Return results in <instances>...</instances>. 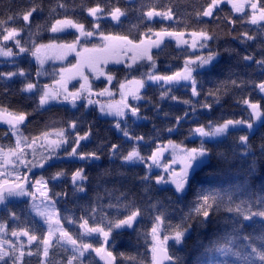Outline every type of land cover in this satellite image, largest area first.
I'll list each match as a JSON object with an SVG mask.
<instances>
[{
	"label": "trees",
	"instance_id": "1",
	"mask_svg": "<svg viewBox=\"0 0 264 264\" xmlns=\"http://www.w3.org/2000/svg\"><path fill=\"white\" fill-rule=\"evenodd\" d=\"M97 3L104 6L106 11L118 6L126 10L127 15L120 18V23L105 18L94 21L86 9ZM207 3L208 0H0V20L7 21L9 16L23 12L33 5L38 9L28 24L22 20L10 22L11 26L23 28L18 39L28 51L11 60L0 59V72L23 69L28 80L38 83L40 89V84L48 82L46 80L40 83L38 80V66L31 51L40 45L67 44L77 38L75 33H52L49 29L56 19L78 21L87 30H94L93 25L99 23L100 32L127 36L136 44L148 38L145 33L149 28L153 32L165 30L183 35L205 31L213 37L206 43L203 53L206 56L216 53L215 63L209 67L210 71L206 68L193 75L199 95L193 96L192 87L183 84L148 85L141 94V101L131 103L139 108L138 115L141 118L128 117L119 122L122 127L126 125L133 136L143 137L138 142L128 139L116 128L117 120L102 117L96 109H86L83 105L74 109L65 104L39 107L37 92L21 91L28 82L24 78L0 80V106L11 112L28 113L25 124L20 128L26 139L35 140L48 133L64 130L68 146L59 154L64 157L69 156L68 152L75 146L77 134L88 133V138L80 141L77 151L95 152L100 157L86 161L55 162L42 171L43 178L49 182L50 197L55 202L61 223L69 235L77 239L78 243H91L94 247H99V240L82 234L77 223L80 217H91L90 209H95L96 216L89 220V224L104 227L107 222L99 223L101 216H115L116 209L109 208L108 205L115 203L118 198L142 209V216L133 229L114 230L109 237L108 251L112 252L116 264H154V244L150 228L158 211H162L165 216L162 235L172 231L169 224L187 227L183 242L172 243L167 248L171 256L178 258L177 264H241L237 257L225 256L218 249L231 247L233 251L240 249L246 253L251 251L247 245L260 248L264 243L257 239L264 236V217L252 216L245 220L238 210V206L245 212L249 209L253 212L264 210V116L252 130L238 126L221 140L194 138V129L197 127L208 130L228 119L250 118V110L246 111L247 106L240 102L242 98L259 102L264 108V99H261L264 93L253 86L254 83L264 81V69L253 61L243 59L245 55H252L259 60L264 55V29L261 28L264 23L252 25L246 22L242 16H250V12L235 13L227 3L219 5L212 17L199 16ZM59 4L64 7H59ZM153 6L157 10H170L172 18L148 21L142 13ZM244 32H250L255 39L241 43ZM53 37L59 39L54 41ZM7 46L12 47L14 53L19 52L13 43ZM151 56L155 61L156 74L173 75L181 72L186 62L196 55L189 48L168 39ZM53 69L56 70L55 67ZM151 70L149 64L122 71L120 81L145 80L146 74ZM165 89L168 90V95L161 99ZM172 96L177 99L172 100ZM184 101L190 103L186 104ZM205 104L210 107H203ZM73 122L76 123V128L72 130L70 125ZM241 135L249 136L250 149L240 143ZM202 141L209 150L207 162L191 174L183 194L175 193L173 187L157 186L154 181L149 191L145 192V185L141 180V177L148 174L145 163L125 164L122 159L133 146L148 161L153 152L167 144L174 143L191 149L199 148ZM13 143L10 129L0 127V145L9 149L13 148ZM113 144L118 146L116 156L111 151ZM80 168L86 176L83 182L85 191L75 192L71 175ZM59 171H63L65 176L51 180L50 177ZM56 193L65 195L56 196ZM204 197H208L212 205L207 220L195 212V208L203 203ZM157 201L160 203L153 209L151 205ZM11 213H15L18 220H11ZM65 216L73 217V222L64 220ZM0 220L7 221L9 233L13 228L33 230L37 241L24 250L22 264H42L43 246L40 245L38 252V244L42 236L46 237V228L32 215L29 203L23 201L7 204L0 210ZM29 251L31 255L28 254ZM70 255L68 248L55 243L47 262L67 264ZM81 259L83 264H102L95 255ZM73 263L78 264L76 261ZM254 264L260 262L256 260Z\"/></svg>",
	"mask_w": 264,
	"mask_h": 264
},
{
	"label": "snow or ice",
	"instance_id": "2",
	"mask_svg": "<svg viewBox=\"0 0 264 264\" xmlns=\"http://www.w3.org/2000/svg\"><path fill=\"white\" fill-rule=\"evenodd\" d=\"M224 0H208L206 7L202 8L199 12V16L201 17H212L214 10L219 7ZM231 3L232 10L235 13H245V9L250 8L252 10V14L242 16L246 22L257 25L261 22H264V0H228ZM59 7H64L63 4H59ZM38 11L37 7L34 5L32 7L27 8L25 11L17 13L13 16H9L7 21L0 20V57L12 58L18 54H23L28 49L22 45L21 40L18 39L20 37L23 28H18L15 26H11L10 22H15L16 20H22L25 24H28L31 20V17L34 12ZM89 16L93 17L94 21H99L101 18L110 17L112 21L116 23H120V18L122 16L127 15L126 10L121 9L118 6L111 7L107 11L104 6H101L97 3L95 6L88 7L86 9ZM256 13H259L257 15ZM143 17H146L148 21L154 19V17H160V19H171L172 14L170 10H157L155 6L149 8L147 11L142 13ZM66 28H73L75 29L80 35L71 43H50L48 45H40L36 47L34 51H31V55L36 58L37 63L43 68L45 60L51 59H65L69 54L75 53L78 60L76 64H73L71 68H61L60 69V78L56 81L58 87H52L48 84H45L42 89L39 88L38 83H33L28 80L26 72L23 69H18L17 71H7V72H0V80H12L14 77H21L24 78L26 81L24 86L21 88L22 92L26 93H33L34 91L37 92L39 95V107H43L49 105L52 101H62L61 102H69L72 104L73 107L76 106V101L81 97L87 94V97L93 95V88L92 85L89 83V78L87 75L84 74L82 71L83 68H87L90 72L93 73L95 79H100L104 77L107 82L111 83L113 80V75L111 74L112 70L105 71V68L109 63L114 64H124V66L128 69H131L133 65L137 64L138 61L146 60L149 62L150 67L155 69V61L153 57L149 54V50L151 47H158L160 43V37L162 36H169V37H176L178 38V44H187V40L180 39L183 36V33L179 32H169L165 30H161L159 32H153L151 28L148 29V32L145 33L148 36V41L141 40L139 44L134 43L132 40L128 39L127 36L123 35H115V34H106L99 31L100 25L99 23H95L93 25L94 30H87L84 24L79 23L78 21H74L72 19H56L55 23L51 25L50 31L52 33H60L63 32ZM261 28L264 29V24H261ZM99 35L100 39L104 42L100 45H93L92 47H87L81 44L80 38L83 37L85 41L93 38L94 36ZM152 35L156 36V40H152ZM192 37L197 39H193L192 47H207L205 41L213 39L205 31H194L191 33ZM59 37H53V40H58ZM255 37L250 34V32H244L241 36V43H244L247 40H253ZM8 41H12L15 47L19 50L18 53L13 52V48L7 46ZM119 42L123 44L125 47L121 49V55L116 54L115 43ZM80 45V47H78ZM41 49H47L44 53L41 52ZM226 51H228L226 49ZM131 52L132 55L129 57L130 63L128 60L122 59L121 56L125 53ZM216 53L209 54L206 57H197L198 67L205 68V66L212 65V62L216 59ZM245 61H253L257 65L261 66L264 69V55H262L261 59L257 60L252 55H245L243 57ZM190 62H186L185 68L181 72H176L173 75H159L155 72L147 73V79L153 82H160L164 81L165 84H172V83H179L180 81H191L192 87V95L197 96L199 92L196 86V80L193 77L192 73L195 69L188 67L187 64ZM211 70L210 68L208 69ZM67 73V75H65ZM41 73L37 72L39 76ZM82 81L79 84V89L75 91L68 90V83L71 80L77 79ZM236 83V81H233ZM127 85H133L134 87H128ZM145 86V80L141 79H132L127 80L126 83L120 84V95L121 99L118 102L112 104H101L100 105V112L105 115H115L117 117L123 118L127 112H130L132 117L140 119L138 113L139 108L135 105H130L127 103V98L129 96L132 97L133 100H140L142 99L140 90ZM255 88H258L261 93H264V81L259 82L258 84L254 83L253 85ZM105 93L108 95H112V93L108 90V88H104L103 91L96 92L95 95L103 96ZM168 95V90L162 93L161 99H164ZM172 100H176L177 97L172 96L170 97ZM264 99V97H261ZM241 103L246 105V111L250 110L248 119L242 120H233L228 119L221 124H217L214 127H211L210 130H206L205 127H197L194 129V132L201 137H221L228 133L230 128L235 127H246L249 130H252L254 127L253 121H259L262 116H264V108L261 107L259 102H253L249 99L242 98ZM88 104H93L94 101L90 98L87 100ZM184 103H190V101H184ZM203 107H210V105H203ZM28 116L26 112H11L7 108L0 106V121L8 124L9 127L12 129L13 135L18 136L17 144L14 148H10V151L5 153L0 151V159H3L4 165L7 166L8 164H15L17 161L19 164H24L26 167L30 164L29 171L32 168L39 166L40 168H44V165L48 163V161H54L57 157L54 155L56 149H59L63 144L67 143L66 139V132L64 130H60L56 133V136L59 138L58 140H52L49 142L50 144V151L49 155L42 157L41 162L33 163V162H25L23 149L20 147V139H19V125L23 124ZM179 123V118L177 120ZM116 128L123 132V135L128 139H134L137 142L142 140L143 137H136L129 133L127 126L121 125L118 121L116 123ZM71 128H76V123L73 122L70 125ZM172 131V129H169ZM88 138V133L83 135L77 134L76 140L74 141L73 147H71L68 155L74 158H77L81 161H86L90 159H99L100 157L95 152L85 153V152H78L77 149L80 145V141L86 140ZM239 141L242 145L245 146L246 149H250V145L248 143L249 136L248 135H241L239 136ZM34 143V142H33ZM31 147V144H29ZM175 147V146H173ZM19 149V152L17 151ZM118 146L113 144L111 146V151L113 156H116ZM67 151V150H66ZM209 150L204 146L203 141L201 142V146L199 148H191V149H181L179 155L181 160V170L178 179H169L163 175L156 174L154 176L146 174L141 177V180L144 182V191L148 192L149 188L152 186V181H154L155 185L163 186L171 183L174 185L175 193L183 194L186 186L188 184L189 177L192 173H195L197 169L202 167L207 162ZM16 157V161H12L10 157ZM122 159L125 164H134L137 162L145 163L147 165L146 159L144 156L141 155L139 150L133 146L132 149L126 154L122 156ZM154 164H158V153L153 152L151 156L148 158ZM52 166V165H49ZM165 171H168V168L165 167ZM10 173L6 170L0 171V177H5L4 179H0V205H6L8 198L12 196L16 197H23V196H33L35 198V194L31 193L27 190L25 186V182L27 177H20L19 175L12 181H9L6 177H8ZM175 175V173H173ZM65 173L63 171L56 172L53 176L50 177L51 180H57L61 177H64ZM86 180V176L84 175L83 169H77L71 175V181L73 184V188L75 192H84V181ZM36 185H40L41 188L38 189L40 192V196L44 198L42 201L43 209H39L37 205H33L34 208L38 209L37 214L44 218L45 223L48 225V232L47 236H42L39 240L38 244V252L39 247L42 245V253L44 257L49 256V247L52 244L53 236L59 232L60 236L57 238V243L60 240H64L65 243L71 244V255L67 260V264H73L74 261L78 262V264H83V260L81 258L85 257V253L89 250L91 252L100 255L101 253L105 252L103 246L94 247L91 243H84V242H77V239H74L69 232L66 231L61 226V217L58 215L55 205L52 203L51 198L49 197V190H48V183L44 180L43 176L40 179L35 181ZM56 196H63L64 193H56ZM47 201V203H44ZM160 202L157 201L155 204H152L151 207L153 209L157 208V205ZM109 208H115L116 213L115 216L109 218V216H101L99 223L104 224L106 221L107 223L104 224V227L101 226H90L89 220L93 219L96 216V210L90 209L92 212V216H83L79 218L77 223L79 227L85 231V234L91 233H98L103 236L104 242L107 243L109 237L111 236L112 232L117 229H133L136 224H138V218L142 216V209L136 207L134 204L130 202H122L119 198L115 203H109ZM212 205L209 203V198L204 197L203 203L195 208V212L201 214L205 220L209 217L210 209ZM123 209V212L121 210ZM232 209H229L231 211ZM238 210L242 212L244 215V219H250L252 216H260L264 217V210L261 211H251L249 209L245 212L243 209ZM103 209L101 208V212ZM10 219L13 221L18 220V217L15 213L10 214ZM64 220L68 221L69 223L73 222V217L65 216L63 217ZM165 216L162 211H158L153 219V223L150 228L152 240L154 242L153 246V253L159 252L160 258L164 260H169L170 264H177L178 258H175L168 254L167 242L169 239L174 240L175 244H181L183 242V238L187 232V227L182 225H168L172 231L167 234L163 235L162 241L160 240V229L161 226L164 225ZM203 223V221H202ZM7 231V221L0 220V264H22V257L25 255L24 252V243L19 241L21 236L27 237L28 244H31L33 241H37V236L33 233L32 229L25 228L23 230H17L13 228L10 231V235L12 237L17 238V242L14 243L9 240H5L4 236L8 235ZM245 239H247L245 237ZM258 240L264 242V236L257 237ZM158 242V245H157ZM7 244L9 250H5L4 245ZM18 245V247H17ZM246 247L250 248V252H244L243 250L237 249L235 251L232 250L231 247L218 249L221 251L225 256L231 255L237 257L241 264H254V261L258 260L260 264H264V243L261 244L260 248H257L253 245H247ZM18 252V255H17ZM31 255V251L28 252ZM107 257H112V252L106 253ZM104 258V257H101ZM156 256L154 255V260ZM45 264H48L46 261Z\"/></svg>",
	"mask_w": 264,
	"mask_h": 264
},
{
	"label": "rangeland",
	"instance_id": "3",
	"mask_svg": "<svg viewBox=\"0 0 264 264\" xmlns=\"http://www.w3.org/2000/svg\"><path fill=\"white\" fill-rule=\"evenodd\" d=\"M228 4L230 7L231 3L228 2V0H226L225 2L221 3V4ZM220 4V5H221ZM249 11L250 15L252 14V10L250 8L245 9V12ZM241 14V13H238ZM257 15H259V13H256ZM93 18V17H92ZM102 19V18H101ZM105 19H111L110 17H106ZM155 19H160V17H154ZM162 20V19H161ZM163 20H168V19H163ZM264 23V22H261ZM260 23V24H261ZM68 33H75L77 37H79V33L73 29V28H66L63 32L60 33H55V34H68ZM152 40H156L157 37L156 36H152L151 37ZM160 39V43L158 47H151L149 50V54L152 55V53L156 50H159L164 43L168 40H174L178 43V38L176 37H169V36H162L159 38ZM180 39L183 40H187L188 43L187 44H179L183 47H187L191 50V52L196 55L192 60H190L188 63V67H191L193 69H195V71H193L192 75H194L195 72L199 71V70H203L206 68H209L210 66H205V68H200L198 67V61H197V57H206V55L203 53L204 50H206V47H192V41L193 39H197L195 37H192L191 35H183L182 37H180ZM81 40V44L87 47H92L93 45H100L101 43H104L99 35L94 36L93 38L85 41L83 37L80 38ZM146 42L148 41V38L145 40ZM209 41V40H208ZM208 41H205L204 43H207ZM7 45H9L10 43H13L12 41H8L6 42ZM115 43V48H116V54L117 55H121V49L123 47H125L123 44L119 43V42H114ZM78 47H80V45H78ZM45 51H48L47 49H41V52L44 53ZM132 55L131 52L125 53L121 56L122 59L128 60V62L130 63V59L129 57ZM0 59L2 60H11L12 58H6V57H0ZM34 62L37 64L38 66V72H40L41 74L38 76V80L40 81V83H42L43 81L48 82V85L52 86V87H58V85L56 84V81L59 80L60 78V69L61 68H71L73 64L77 63V56L75 55V53H71L69 54L65 59L61 60V59H47L45 60V63L43 65V68H41V66L37 63V60L35 57H33ZM215 63V60L212 62V64ZM143 65H149V62L146 60H142V61H138L137 64L133 65V67L131 69L143 66ZM56 68L53 69V68ZM128 69L124 66V64H114V63H109L107 65V67L105 68V71L107 72L108 70H112L111 74L113 75V80L111 81V83L107 82V80L104 77H101L100 79H95L94 75L92 72H90L87 68H83L82 71L84 72L85 75L88 76L89 78V83L92 85L93 88V95H91L90 97H87V94H85V96L81 97L80 99H78L75 103L76 106L73 107L71 103L69 102H61V101H52L50 102L49 105L46 106H51V105H61V104H65L67 106H70L71 108H76L78 105L80 106H84L86 109H96L99 114L104 117V118H110V119H115L117 121H122L125 120L128 117H132L130 112H127L126 110V115L123 118L117 117L115 115H105L102 114L100 112V105L101 104H112L115 102L120 101L121 99V95H120V84L121 83H126V81L121 80V76L123 75L122 71H127V70H131ZM51 72V74H50ZM150 72H155V69H152ZM65 75H67V73H65ZM82 83L81 80H79V78L71 80L68 83V90L69 91H75L77 89H79V84ZM186 85V86H191V81H180L179 83H172V84H165L164 81H160V82H153L151 80H148L147 78L145 79V86L140 90V95L143 93V91L146 89V87L148 85H162V86H169V85ZM45 84H40L41 89L43 88V86ZM128 87H134L133 85H127ZM108 88V90L112 93V95H108L107 93H105L103 96H97L95 95L96 92L99 91H103L104 88ZM35 92V91H34ZM91 99L94 101L93 104H88L87 100ZM140 100H133L131 96H129L127 98V103H129L131 105V103H137L140 102ZM43 106V107H46ZM262 120V117L259 121H255L254 123V127L257 126ZM25 124V121L23 124L19 125V139H20V147L21 149H23V155H24V159L25 162L28 163L33 162V163H39L42 160V157L49 155V151H50V144L49 142L52 140H58L59 138L56 136V133L58 131H54L51 133H48L46 135H43L40 138H36L35 140H28L26 139V137L24 136V133L21 131L20 128L23 127V125ZM0 127H7L10 129L12 137L14 139V146L17 144L18 141V136L17 135H13L12 129L9 127L8 124L4 123L3 121H0ZM237 128V127H235ZM235 128H230L229 131L235 129ZM73 130V128H72ZM210 130V129H208ZM228 131V132H229ZM221 136V137H214V138H209V137H201L198 134H194V138H199V139H204L206 141H217V140H221L225 137ZM34 142V143H33ZM29 144H31V147H29ZM68 143L63 144L59 149H56L54 155L57 157L54 161L50 160L48 161V163H46L45 165L48 164H53L56 162V160L60 157L59 154L63 151V149L67 148ZM175 146V147H173ZM181 149H189V148H183L181 146H178L174 143H170L167 144L165 146L159 147L158 150L156 151L158 153V164L159 166H157V164H154L151 159H149L147 162V165H150V167L146 166L148 169V174L149 175H163L165 177H168L169 179H178L179 178V174H180V170L182 167L181 164V160H180V151ZM0 151H3L5 153L10 151L9 149H6L3 147V145H0ZM19 152V149L17 150ZM208 158V157H207ZM10 159L12 161H16V157H10ZM142 163V162H137ZM44 165V166H45ZM146 165V164H145ZM29 167H31V165L29 164L28 167H26L24 164H19L18 161L15 164H8L7 166L4 165L3 159H0V171L2 170H6L10 173V175L8 177H6L7 179H9V181H12L16 178L17 175H19L20 177H27V180L25 182V186L27 188V190L31 193L35 194V198H33V196H23V197H16V196H12L8 198V201L6 203V205H0V210L2 208H4L5 206H7V204L9 203H15V202H23V201H27L29 203V207H30V212L32 213L33 216H35L46 228V236H47V232H48V225L45 223L44 218L40 215L37 214L38 209L34 208L33 205H37L39 207V209H43V204L42 201L44 200L43 197L40 196V192L38 191V189L41 188L40 185H36L35 181L40 179L42 175V171L43 170H37V168H39V166L32 168L31 171H29ZM165 167L168 168V171H165ZM173 173H175V175H173ZM191 176V175H190ZM5 177H0V179H4ZM190 178V177H189ZM47 183H48V190H49V182L44 179ZM162 188L165 187H173L174 185H172L171 183L167 184V185H163L161 186ZM49 197H50V190L48 192ZM51 198V197H50ZM52 203L55 205V202L53 201V199L51 198ZM44 203H47V201H44ZM56 208V205H55ZM57 210V208H56ZM58 213V211H57ZM59 215V213H58ZM61 226L63 227L62 223ZM64 228V227H63ZM127 229V228H125ZM125 229H117V230H125ZM8 231V230H7ZM9 233V232H8ZM82 234L85 235L86 237H89L91 239H97L99 240L100 246H104L105 242H104V238L102 235L98 234V233H91V234H85V231L82 229ZM60 236V233L57 232L53 238H52V244L49 247V253L50 250L52 248V246L57 243V238ZM186 236V234H185ZM184 236V238H185ZM5 240H9L12 241L14 243L17 242V238L16 237H12L10 235V233L6 236H4ZM90 239V240H91ZM163 239V235H162V226L160 229V240L162 241ZM109 240V239H108ZM20 242L24 243V249H27L28 247H30L35 241H33L31 244H28L27 242V237H23L21 236L19 238ZM158 243V242H157ZM175 243L174 240L169 239V241L167 242V245L165 246L166 248H169L170 244ZM59 244L63 247L68 248L70 251L72 249V245L65 243L64 240H60ZM154 244V242H153ZM18 247V245H17ZM5 250H9L8 245L5 244L4 245ZM89 255H95L99 260H101V254L97 255L94 252H91L90 250L88 252L85 253V257L89 256ZM154 255V253H153ZM83 257V258H85ZM23 258V257H22ZM21 258V259H22ZM48 257H44L43 256V263L45 264V262L47 261ZM74 264V263H73Z\"/></svg>",
	"mask_w": 264,
	"mask_h": 264
},
{
	"label": "water",
	"instance_id": "4",
	"mask_svg": "<svg viewBox=\"0 0 264 264\" xmlns=\"http://www.w3.org/2000/svg\"><path fill=\"white\" fill-rule=\"evenodd\" d=\"M63 161H80V160L77 159V158L71 157V156H64V157L58 158L56 160V163H60V162H63ZM46 167H47V165L44 166V168H46ZM43 169L40 168V167L37 168V170H43ZM157 245H158V243H157ZM103 247L105 249V252L101 253V257H104V258H101L102 264H116V261H115L113 256L111 258H109L106 255V253L109 252L108 251V242L105 243ZM167 252L170 255L168 249H167ZM154 255L156 256V259L154 260V264H170L169 260H164V259L160 258L159 252L155 253Z\"/></svg>",
	"mask_w": 264,
	"mask_h": 264
}]
</instances>
